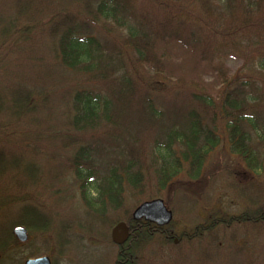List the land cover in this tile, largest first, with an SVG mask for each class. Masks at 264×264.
<instances>
[{
    "label": "trees",
    "instance_id": "1",
    "mask_svg": "<svg viewBox=\"0 0 264 264\" xmlns=\"http://www.w3.org/2000/svg\"><path fill=\"white\" fill-rule=\"evenodd\" d=\"M49 45L69 74L59 82L44 80ZM174 50L212 79L173 67ZM230 56L241 61L233 75L221 63ZM62 91L63 130L50 132L45 120ZM263 136L264 0H0V217H15L0 237V264L20 246L11 234L18 226L45 237L54 257L67 256L69 231L86 230L53 213L67 175L102 227L107 209L122 211L126 197L171 208L182 196L190 208L203 201L189 228L133 222L127 213L129 237L114 264L143 263L153 244L184 249L187 264H223L244 251L228 229L246 226L257 228L261 244L244 263L264 264V195L232 215L219 194L210 206L204 182L221 145L235 168L264 175Z\"/></svg>",
    "mask_w": 264,
    "mask_h": 264
},
{
    "label": "rangeland",
    "instance_id": "2",
    "mask_svg": "<svg viewBox=\"0 0 264 264\" xmlns=\"http://www.w3.org/2000/svg\"><path fill=\"white\" fill-rule=\"evenodd\" d=\"M51 49L52 47L50 46L48 50H45L46 72L43 76L45 81L56 80L59 82L58 79H64L68 77L69 74L58 67L55 60L51 59ZM172 60V66L179 68L180 71H186L187 74H190L189 71L196 70L200 76L203 78H208V82L212 79L210 75H207L208 70L206 68H203L202 66L195 67L193 64H191L192 60L178 50H174ZM221 63L229 75L235 74L241 65V61L232 56L223 59ZM66 98H68V94H66L65 91H62L61 95L57 98V110L49 112L48 116L46 117L45 122L49 124V128H47V130H50V132H60L63 130V128H60L57 123L61 122L62 116L65 112L64 105L66 104ZM63 138L64 136H62L61 139ZM252 139L255 141V144H259L256 137H252ZM262 140H264V136L262 137ZM227 150V146L221 145L211 155L210 160L207 163V168H210L214 172L212 175H210L208 180L204 181L207 183V188L205 190V200H207L211 206L217 200V194H219V197L222 199L224 209H226L229 214L236 215L243 210L251 209L254 204L258 202V200H261L264 195V188L261 187L258 182H264V175L259 171L254 175L255 177L253 178L250 176L245 167H243V169H241L240 166V168H235L236 159L230 157L227 153ZM21 152L25 156L27 155L26 151ZM23 154L20 155L23 156ZM63 154V152H60V155L56 159L61 158ZM38 162L40 164L43 162L49 164L48 160H42ZM52 162L53 161H51V163ZM56 162L62 164L61 160ZM53 165L56 166L55 163H53ZM237 168L239 170H237ZM48 171L49 168L47 166L46 172ZM61 171H63V168L60 169L57 164L54 172H58L60 174ZM65 177L67 178V182L65 181ZM65 177L63 176V179L58 183L57 188L60 187V184H62V186L65 184L66 191L59 200L55 201V205L52 206L53 213L56 215L60 224L69 225L70 223L73 226L75 224H83L86 227V230L82 231L78 230L77 228L75 232L69 231L68 235L71 236V240L69 244L66 243L65 245L66 251H68L67 256L64 257H54L55 255L53 256V254L49 253V241L45 237L33 238L26 231L27 241L25 243L19 244L20 246L15 250L16 253L14 255L10 254L8 257H5L9 260L7 264H24V262L28 259L41 257H48L52 264H114L118 249L117 246L110 243V232L108 233L107 226L114 219L122 218L120 222H124L123 220L126 218L127 213L132 214L134 209L145 201L137 204L132 199L126 197L122 211L115 213L109 210V208L107 209V225L102 227L99 223L88 218L77 189L74 188V185V187L71 189L69 186V182L71 180L69 179L68 175ZM66 183H69V188L67 187ZM91 194H94V190L91 191ZM194 201H196V207L193 206L190 208V203L192 201L190 202L187 200L185 196L180 197L178 201L177 198H174L173 202L175 203L173 208H171L163 200L164 204L172 212L173 218L171 222L176 221V223H178L181 228H189L190 221L195 219L194 215H196V213H203V211L200 209V205L203 204V201L200 202L201 199L199 197L195 198ZM47 203L51 204V202L48 201ZM192 209L194 211L191 213ZM20 214L21 212H19L17 215L19 216ZM13 219H15V217H13L11 214H9L6 219L0 217V237L3 236V234L7 231L9 228L8 226L11 225ZM18 219H20V216L17 218V220ZM88 223H90L92 226V231H89ZM228 230L227 236H236L242 241L241 246L244 251L241 253H228V258L225 257L222 263L245 264L244 260H246V258H252V256L256 254V250L259 249L258 247L261 244V241H259L257 237V228L246 226L245 228L234 227ZM174 244L177 245L178 241L175 240ZM158 248L159 247L157 244L151 245L150 249L147 250L143 263L141 264H187V258L185 257L184 253L180 251L182 248H180V250L168 249V251L167 249L161 251ZM165 253L167 254L164 255Z\"/></svg>",
    "mask_w": 264,
    "mask_h": 264
},
{
    "label": "water",
    "instance_id": "3",
    "mask_svg": "<svg viewBox=\"0 0 264 264\" xmlns=\"http://www.w3.org/2000/svg\"><path fill=\"white\" fill-rule=\"evenodd\" d=\"M172 212L167 208L161 199L145 201L138 205L131 214L134 222L144 221L153 224L158 228L168 226L172 221ZM13 236L19 243L27 241V232L23 227H15L12 230ZM129 237V227L124 222H118L110 231V241L117 247L123 246ZM24 264H52L48 257L29 259Z\"/></svg>",
    "mask_w": 264,
    "mask_h": 264
}]
</instances>
